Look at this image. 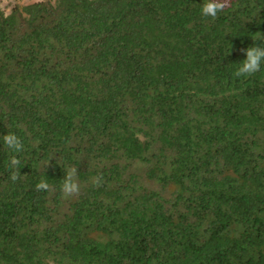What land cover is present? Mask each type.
Here are the masks:
<instances>
[{
  "label": "trees",
  "instance_id": "1",
  "mask_svg": "<svg viewBox=\"0 0 264 264\" xmlns=\"http://www.w3.org/2000/svg\"><path fill=\"white\" fill-rule=\"evenodd\" d=\"M205 2L0 6V264H264V0Z\"/></svg>",
  "mask_w": 264,
  "mask_h": 264
},
{
  "label": "clouds",
  "instance_id": "2",
  "mask_svg": "<svg viewBox=\"0 0 264 264\" xmlns=\"http://www.w3.org/2000/svg\"><path fill=\"white\" fill-rule=\"evenodd\" d=\"M231 4V0H206L201 7V14L205 17H211L215 20L218 14L225 11ZM256 40L261 41L259 46H250L246 49H241L245 55V59L239 63V67L235 70L234 76L236 78H248L255 75L261 70L262 64H264V34L258 32ZM230 54V52H229ZM228 54V55H229ZM3 142L5 146L10 149L16 155H11L9 157L8 167L10 169V179L16 182L20 179V164L21 160L18 158V154L24 151V143L22 139L15 133H7L3 136ZM51 159V158H50ZM43 163V167L46 169L49 166V161ZM92 184L96 187L102 185L103 177L96 176L92 178ZM37 191L51 192L53 191V186H51L47 180H40L36 184ZM60 191L64 198H70L73 196H78L81 191V185L78 181V171L76 167H69L66 170V174L63 178L62 184L60 186Z\"/></svg>",
  "mask_w": 264,
  "mask_h": 264
},
{
  "label": "rangeland",
  "instance_id": "3",
  "mask_svg": "<svg viewBox=\"0 0 264 264\" xmlns=\"http://www.w3.org/2000/svg\"><path fill=\"white\" fill-rule=\"evenodd\" d=\"M33 1H38V0H0V6L4 9L6 13H8L11 10V8L16 4L22 5Z\"/></svg>",
  "mask_w": 264,
  "mask_h": 264
}]
</instances>
